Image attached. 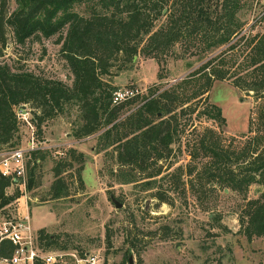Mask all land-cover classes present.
<instances>
[{"label":"trees","instance_id":"obj_1","mask_svg":"<svg viewBox=\"0 0 264 264\" xmlns=\"http://www.w3.org/2000/svg\"><path fill=\"white\" fill-rule=\"evenodd\" d=\"M253 3L254 0H15V8L9 11L8 0H0V56L7 27L17 44L59 35L56 43L73 77L69 85L61 79L0 63V153L21 144L17 112L23 105L32 111L37 132L46 120L75 107L77 122L72 135L82 139L97 134L96 152L115 147L117 180L138 183L143 190L154 189L153 195L161 203L171 201L167 191L176 187L184 198L187 187L193 193L202 191V179L195 174L201 155L210 159L204 176L208 182L217 180L223 187L239 191L251 183H264V27L253 17L247 18ZM82 4L88 7L87 14L73 10ZM191 37L198 38L204 54L217 53L178 82L161 91L162 87L157 86L139 107L120 118L122 106L131 104L137 95L113 104V92L118 88L112 78L129 69L139 52L159 60L178 41ZM224 79H230L240 90L252 91L255 106L247 131L254 135L242 146L229 149L220 145L215 131L207 130L198 140L185 138L189 156L185 165L160 163L172 153L175 144H183L186 130L178 128L180 115L204 116L218 125L225 123L220 106L207 101L213 81ZM201 100L204 106L198 108ZM45 153L38 148L28 151L27 188L32 186ZM83 160V154L74 148L54 159V179L48 190L51 199L70 194L62 176L66 167L72 166L70 161L78 163L75 176L81 181ZM12 185L14 180L0 174V209L19 197L17 190L7 192ZM238 222L239 231L248 240L264 236V189L240 208ZM106 239L110 243V235ZM36 245L42 251L66 249L44 227L36 231ZM79 253L84 255L83 251ZM65 259L55 264H73L68 257ZM113 264L138 263L122 259Z\"/></svg>","mask_w":264,"mask_h":264},{"label":"rangeland","instance_id":"obj_2","mask_svg":"<svg viewBox=\"0 0 264 264\" xmlns=\"http://www.w3.org/2000/svg\"><path fill=\"white\" fill-rule=\"evenodd\" d=\"M15 6V0H8L9 11ZM87 9L82 4L76 5L73 10L87 14ZM262 9L264 1L253 3L247 13L248 20ZM58 36L29 39L24 44H17L7 27L0 63L61 79L70 85L73 77L60 52V44L56 43ZM200 48L198 38L191 37L178 41L171 51L160 55L159 60L139 52L129 69L112 78L117 88L134 87L139 91L131 104L122 106L120 118L139 107L144 97L149 96L157 86L162 87L161 91L178 82L217 53L206 55ZM116 62L118 65L119 61ZM236 72L241 74V71ZM208 93L207 101L220 106L225 123L218 125L204 116L180 115L178 128L186 130L183 144L180 148L174 145L167 159L160 161L163 165H185L189 161L185 138L198 140L207 130L215 131L220 137V145L229 149L242 146L254 135L247 131L253 116L251 110L255 106L252 91L240 90L230 79H224L214 80ZM204 103L201 100L198 108H202ZM21 108L27 112V120L21 115L18 117L21 134L18 148L25 150V163L29 160L30 146L47 152L38 166L32 186L27 188L26 183L25 203L34 235L37 228L45 226L47 233L65 244V252L83 251L95 255L98 264H113L122 259L129 260V257L138 264H264V236L248 240L239 231L238 222L240 208L248 199L258 197L264 183H251L247 189L239 191L223 187L217 180L209 179L208 182L204 176L210 159L201 155L196 161L195 174L202 179V191L193 193L187 187L184 198L179 193L180 188L176 187L175 192L167 191L171 201L161 203L154 197V189L143 190L138 183L117 180L119 164L116 162L115 147L96 152L97 134L82 139L72 135L77 122L75 107L46 120L40 132L32 121L30 108ZM241 134L245 136L241 137ZM70 148L84 156L81 181L75 176L78 163L70 161L72 166L62 172L70 194L51 199L48 190L54 179L51 171L53 161L64 156ZM5 152L0 153V159ZM15 190L21 197V191L15 185L7 192L10 194ZM111 197L121 203V207H116ZM17 202L15 200L0 209V221L18 218ZM165 225L168 227H163ZM107 235H110V243H107Z\"/></svg>","mask_w":264,"mask_h":264},{"label":"built area","instance_id":"obj_3","mask_svg":"<svg viewBox=\"0 0 264 264\" xmlns=\"http://www.w3.org/2000/svg\"><path fill=\"white\" fill-rule=\"evenodd\" d=\"M264 0H256L257 2ZM252 21V20H251ZM264 27V9L253 16ZM139 94L134 87L118 88L113 92V104L121 103ZM27 112H18V117L27 120ZM32 145V143H31ZM30 149H35L30 146ZM0 174L14 180V185L19 188L21 195H26V163L25 150L13 148L4 153L0 159ZM31 229V223L27 214L18 218L0 221V264H55L65 262L69 258L73 264H98L97 257L85 253L81 255L77 251L65 252L62 250L42 251L36 245V234Z\"/></svg>","mask_w":264,"mask_h":264},{"label":"crops","instance_id":"obj_4","mask_svg":"<svg viewBox=\"0 0 264 264\" xmlns=\"http://www.w3.org/2000/svg\"><path fill=\"white\" fill-rule=\"evenodd\" d=\"M30 144V142H28ZM18 202V208H17V215H25L27 214L29 216V211H28V207H26V203H25V197L21 196V197H18L16 199ZM30 217V216H29ZM32 224V223H31ZM42 227H45V226H42ZM40 227V228H42ZM39 228H37L38 230Z\"/></svg>","mask_w":264,"mask_h":264},{"label":"water","instance_id":"obj_5","mask_svg":"<svg viewBox=\"0 0 264 264\" xmlns=\"http://www.w3.org/2000/svg\"><path fill=\"white\" fill-rule=\"evenodd\" d=\"M163 11H165V9ZM23 106H25V105H23ZM111 199L114 202V204H115L116 207H121V205H122L121 203L117 202L113 197H111ZM129 262L130 263L133 262L131 257H129Z\"/></svg>","mask_w":264,"mask_h":264}]
</instances>
